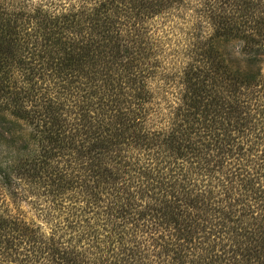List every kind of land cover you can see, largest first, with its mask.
<instances>
[{
	"label": "trees",
	"instance_id": "trees-1",
	"mask_svg": "<svg viewBox=\"0 0 264 264\" xmlns=\"http://www.w3.org/2000/svg\"><path fill=\"white\" fill-rule=\"evenodd\" d=\"M263 55L264 0H0V264H264Z\"/></svg>",
	"mask_w": 264,
	"mask_h": 264
},
{
	"label": "rangeland",
	"instance_id": "rangeland-1",
	"mask_svg": "<svg viewBox=\"0 0 264 264\" xmlns=\"http://www.w3.org/2000/svg\"><path fill=\"white\" fill-rule=\"evenodd\" d=\"M164 35V39H165V47H163L164 50V55L163 57H161L160 61L156 62V63H149V65L152 66V68L156 69V70H162L163 72H165V74H167L168 72H170V62L173 61L174 59V53L177 49L181 48L182 45V40L181 37L182 36H178L176 34L175 31H171L168 30L166 34ZM238 44L236 43H229L226 45V50L227 52L230 51L231 52V56L234 59V62L237 63L238 59L240 58L239 55L237 54L238 51ZM162 50V51H163ZM166 56V58H165ZM159 60V59H157ZM261 71L264 75V55H263V62L261 64ZM70 113V111L68 112ZM72 115V113H71ZM8 143L7 141L0 143V147L1 149H5L4 146H6ZM34 200V199H32ZM24 204V203H23ZM25 210H29L28 207L26 205H24Z\"/></svg>",
	"mask_w": 264,
	"mask_h": 264
}]
</instances>
